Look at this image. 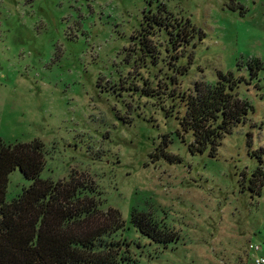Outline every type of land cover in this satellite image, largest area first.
<instances>
[{
  "label": "rangeland",
  "instance_id": "374dc122",
  "mask_svg": "<svg viewBox=\"0 0 264 264\" xmlns=\"http://www.w3.org/2000/svg\"><path fill=\"white\" fill-rule=\"evenodd\" d=\"M161 4L198 32L180 90L230 71L242 78L238 96L253 106L213 157L192 154L190 135L176 134L182 105L166 116L158 100L128 89L136 80L125 60L131 37ZM166 37L151 38L162 57ZM250 59L262 68H250ZM159 65L136 69L137 77L159 79L166 71ZM33 140L43 144L41 178L75 171L120 212L125 229L117 238L127 239L137 264L264 258V184L259 193L247 188L251 172L264 170V0H0V143ZM161 146L178 159L163 157ZM30 184L15 168L5 200ZM133 208L164 221L178 233L176 243H149L130 223Z\"/></svg>",
  "mask_w": 264,
  "mask_h": 264
},
{
  "label": "trees",
  "instance_id": "16d2710c",
  "mask_svg": "<svg viewBox=\"0 0 264 264\" xmlns=\"http://www.w3.org/2000/svg\"><path fill=\"white\" fill-rule=\"evenodd\" d=\"M143 17L146 23H141L137 34L132 35V47L127 49L125 58L132 68L130 75L136 80L132 84L121 81L120 86L125 88L122 86L128 84V89L158 100L166 116L182 105L183 112L177 110L180 129L176 134L182 138L190 135L187 148L192 154L207 152L213 157L222 138L253 111L252 104L236 92L242 78L230 71H217L215 81L196 80L191 88L180 90L179 77L189 70L192 52L188 48L197 29L189 19L174 17L164 4ZM162 31L167 35L162 46L169 53L164 57L161 44L151 39ZM181 58L188 59L181 63ZM147 65H159V70L166 71L155 81L137 77L140 73L136 69ZM248 66L262 68V63L250 59ZM42 149L40 140L0 143V264H137L138 259L130 256L127 239L117 238V233L125 229L120 212L104 206L96 184L75 171L56 181L41 178ZM159 152L170 161L178 159L168 155L162 146ZM15 168L31 184L6 201L8 176ZM244 178L245 175L242 181ZM263 184L264 170L259 166L251 172L247 188L259 193ZM129 220L149 243L161 248L178 239L176 231L149 212L133 208Z\"/></svg>",
  "mask_w": 264,
  "mask_h": 264
},
{
  "label": "built area",
  "instance_id": "2783aa9c",
  "mask_svg": "<svg viewBox=\"0 0 264 264\" xmlns=\"http://www.w3.org/2000/svg\"><path fill=\"white\" fill-rule=\"evenodd\" d=\"M250 248H254L255 250H258L256 246L253 247L251 244H250ZM254 264H264V258L263 257L256 258L254 260Z\"/></svg>",
  "mask_w": 264,
  "mask_h": 264
}]
</instances>
